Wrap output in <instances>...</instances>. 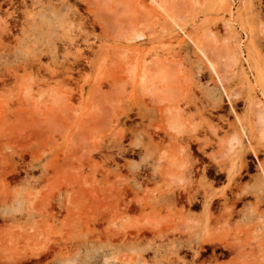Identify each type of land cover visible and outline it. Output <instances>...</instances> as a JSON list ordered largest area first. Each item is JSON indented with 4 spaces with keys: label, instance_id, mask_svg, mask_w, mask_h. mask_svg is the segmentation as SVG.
<instances>
[{
    "label": "rangeland",
    "instance_id": "obj_1",
    "mask_svg": "<svg viewBox=\"0 0 264 264\" xmlns=\"http://www.w3.org/2000/svg\"><path fill=\"white\" fill-rule=\"evenodd\" d=\"M125 1L0 0V264H264V0Z\"/></svg>",
    "mask_w": 264,
    "mask_h": 264
},
{
    "label": "bare ground",
    "instance_id": "obj_2",
    "mask_svg": "<svg viewBox=\"0 0 264 264\" xmlns=\"http://www.w3.org/2000/svg\"><path fill=\"white\" fill-rule=\"evenodd\" d=\"M152 3H154V5H156L157 7H159V8H161L162 9V6L160 5V3H158L156 0H150ZM121 13H120V12ZM116 12V11H115ZM118 12L121 14V17H120V20L122 21L121 22V24L123 25L122 26V28L121 29H123L124 27L126 28L125 30H126V32H127V34L129 35V36H131V37H134V38H137V37H140L141 36V34H142V31L139 29V26H137L136 25V27L135 26H133L132 25V20H133V18L131 17V9H130V6H129V3H128V1H125V0H121V6L118 8ZM118 12H116L117 14H118ZM119 16V15H118ZM137 20V19H136ZM135 20V21H136ZM141 20V18L139 17L138 18V21H140ZM142 21V20H141ZM137 22V21H136ZM138 23H140V22H138ZM120 24V25H121ZM134 24V23H133ZM140 25V24H139ZM141 28V27H140ZM121 31V30H120ZM119 31V32H120ZM123 33V30L121 31V33H119V34H122ZM195 44H196V46H197V48H198V50H199V52L201 53V54H203L204 55V52H203V48L199 45V43L197 42H195ZM206 61H207V65H208V68L211 70V71H214L215 72V66H214V64L208 59V58H206ZM156 63V62H155ZM161 63V62H160ZM153 64L154 63H152L151 65H148L149 67H150V69H151V66H152V68H154L153 67ZM165 64V63H164ZM155 65V73H154V76H153V78L152 79H148V78H146V76H142V78H141V81L143 82V84L144 83H146V81H148V84H146L147 85V87H149V89H150V91L152 90L153 92H155L156 90L158 91L157 93H159L160 91L161 92H163V94L165 95L166 94V92H167V88L164 90H162V88H163V84L167 81V80H169L170 78H169V75H170V71L168 70V68L167 67H164V65L162 66L161 64H159V63H157V64H154ZM147 66V67H148ZM148 67V68H149ZM172 71V70H171ZM152 72V71H151ZM148 73V72H147ZM151 74V73H150ZM146 79V80H145ZM173 84V83H172ZM167 85H169V84H167ZM169 87V86H168ZM172 87V86H171ZM170 87V88H171ZM172 89H176V87L175 88H172ZM177 90V89H176ZM173 91V90H172ZM160 94V93H159ZM173 94V93H172ZM171 94V95H172ZM154 95V94H153ZM165 96H167V94L165 95ZM161 99V98H160Z\"/></svg>",
    "mask_w": 264,
    "mask_h": 264
}]
</instances>
